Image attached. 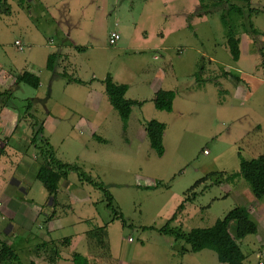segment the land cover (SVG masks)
<instances>
[{"label": "rangeland", "instance_id": "rangeland-1", "mask_svg": "<svg viewBox=\"0 0 264 264\" xmlns=\"http://www.w3.org/2000/svg\"><path fill=\"white\" fill-rule=\"evenodd\" d=\"M7 1L13 15H0V35L13 52L23 56L28 51L19 50L16 39L26 47L29 38L36 44L51 38L58 44L68 42L70 48L73 41L76 44L77 54L69 57L73 64L63 63L55 54L54 69H45L48 99L29 103L23 110L35 112L36 105L42 104L44 113L58 112L65 104L61 118L55 119L62 129L53 135L54 140L63 139V156L86 171L93 170L90 174L113 197V207H109L108 196L97 190L101 198L97 208L105 225L101 223L95 235H88L94 244L95 254L88 253L95 257L93 264H218L215 251H189L185 241L159 231L187 197L193 198L188 212L172 223L186 232L211 227L235 208L248 206L261 220L260 234L248 235L241 246L247 255L245 264H255L257 252H264V198H257L247 180L235 173L240 171V153L247 159L264 155L263 43L261 34L254 39L239 22L244 53L241 62L235 61L222 16L230 3L237 4L244 9L249 26L253 11L264 13V0H231L223 6H215L217 0L199 2L189 14V22L203 12L209 15V23L201 24L199 32L191 28L172 31L164 45L171 48V64L163 63L165 59L155 60L150 49L143 55L139 52L146 31L149 43L161 41L163 33L156 32L176 21L174 12L182 10L180 5H164L161 0H43L48 12L38 15L42 7H33L34 14L19 17L16 0ZM259 25L264 29V16ZM114 31L122 36L116 45L110 43ZM254 61L257 78L249 81L244 74L253 72L256 64L250 62ZM143 66L151 71H143ZM161 70L172 71L177 79L176 110L157 115V107L145 102L135 108L130 128L125 127L111 102L102 103L98 116L91 115L84 106L85 87L67 84L70 79L94 81L98 88L94 94L100 98L104 77L111 75L134 83L142 90L141 96L148 97V85L163 84L154 79ZM35 91L23 84V90L15 95L29 98ZM67 105L78 112H69ZM139 118L145 126L143 132ZM80 119L94 125L78 133L73 126ZM153 119L166 124L163 157L152 148L147 134V122ZM116 211L122 219H116ZM0 264L18 263L11 260Z\"/></svg>", "mask_w": 264, "mask_h": 264}, {"label": "crops", "instance_id": "crops-1", "mask_svg": "<svg viewBox=\"0 0 264 264\" xmlns=\"http://www.w3.org/2000/svg\"><path fill=\"white\" fill-rule=\"evenodd\" d=\"M201 1L202 0H161L164 5H180L182 6V10L180 8L175 10L174 14L176 15V21L174 20L173 23L169 25V28H162L159 31L156 30L157 35H159L158 32L163 33L159 43L154 45L149 43V35L147 34L149 32H145L144 38L142 39L144 46L140 49L139 54L146 53V51L150 49L154 52L153 57L155 60L160 61L161 59H165L163 63L169 62V64H171L173 57L171 53H168L171 48L164 45L167 41L166 38L174 34L172 31L180 30L181 28H191L199 32V26L201 24L209 23V15L203 12L195 18L193 17L189 22V14H193L197 4H199V2L201 3ZM16 2L19 17H28V12H30L31 15L34 14L35 9L39 6L42 7V10L40 9L41 11L38 15L48 12L43 0H16ZM33 7H35V9ZM0 15L11 17L13 12L9 8V10L2 12ZM190 16L192 17V15ZM262 16H264L263 11H253L252 20L261 34V41L264 47V29L259 25ZM241 40V49L242 53H244V41L242 37ZM248 40L251 42L249 38ZM17 41L20 40L16 39L15 41V45L19 50H28L23 56L18 55L15 51L13 52L11 46L3 42L2 36L0 35V93L10 89H13L15 94L22 91L23 84L19 82L18 75L24 71H29L41 78L40 87L35 89L36 93L30 95L29 98L37 97L42 99V101L43 99H48L49 90L46 82L43 80V76L47 75L45 69L49 70L48 65L51 56L58 54L60 56V61L63 58V63L70 64L72 63L69 59L70 54L74 56L77 54L76 52H78L77 49L74 48L76 44L73 41V48H70L68 42L58 44L53 38L43 41L41 44H36L32 38H29L27 42L28 46L26 47L23 45L22 41H20V45L17 44ZM147 41L149 46L148 43H146ZM40 52H42L41 59L39 58ZM250 53L251 46L248 54ZM207 55L206 53V57ZM241 61L242 58H240L238 62ZM250 64L254 65L256 62H250ZM257 68L256 64L253 72H246L244 74L245 79L253 81L257 78ZM142 70L151 71V69L146 66H143ZM105 78L106 77H104V79ZM114 79L117 82L129 85L127 92V97L129 99L144 103L148 102L154 105V99L159 90H174L177 86V79L172 74V71L168 72L161 70L154 79L162 81L163 84L155 83L153 86L148 85L146 89L150 92V96L144 97L140 94L142 90L136 88L134 83H130L127 80ZM71 83L76 82L69 81L67 83L68 86ZM95 84L96 82L94 81H86V83L80 85H83L87 92L84 106L88 108L91 115L98 116L102 111V103L107 102L108 104L111 101L106 93L105 83H102L100 87L102 91L99 92L100 98L96 96L98 93L96 95L94 94L98 90ZM132 93L134 94L133 96H131ZM16 97L19 99L16 105H19L17 107H19L20 111L3 104L1 101L2 98L0 97V202L3 203L0 216V240L6 241L9 245L14 247L25 262H35L36 264H75L73 261L74 253L80 252L88 257L89 252L95 254L92 251L94 244L92 239L89 240L88 235L92 230L100 227L101 223L105 225L97 208V203L101 199L98 195V189L82 181L79 175L73 172L67 178L61 180L58 200L53 201L50 191L38 178L42 161L38 155V149L32 142V112H24V110H22L24 109L22 108L24 100L28 97H20L19 93ZM177 99L178 94L175 99V105ZM138 106L139 105H135L133 107V113L127 124V128H130L132 117H134L135 114V108ZM41 107H43L42 104H37L36 111L33 112V114L44 120L46 136L49 137L50 141L55 145L58 157L64 162L75 164V162L63 156L62 152L65 148L63 139H60L62 140L60 142H56L53 138L54 134L61 132L62 127L59 126L60 121H56L55 119L61 118L60 110L66 109V105H62L58 112L47 110L46 113L43 112ZM67 109H69V112H78L72 105H67ZM175 110L176 106L174 108V111ZM63 112L65 113L66 110ZM154 112H157V115H164L167 113V111L159 110L158 108H156ZM163 121L164 120L161 122ZM138 123L140 126L142 125V132L145 131V126L140 118ZM92 125H94L92 121H82L80 119L74 123L73 129L81 133L80 131L82 129L87 130L88 128H92ZM96 134H98V132H94V135ZM87 171L90 173L93 170ZM190 203H192V201L188 202V204L186 203V207L183 213L179 215L177 221L182 219L184 213L186 214L188 212ZM247 207L248 206L245 208ZM248 211L251 219L257 223L258 234H260V218L253 216L249 209ZM94 222L100 224H93ZM65 238H71L70 243L67 245L63 244ZM56 245L59 247L58 251L61 257H56L57 259H54L55 257H53L52 249ZM80 248H83L84 252L80 251ZM89 258L91 261L95 259V257ZM255 258L257 261H259V259H264V252H257ZM257 261H255V264L258 263ZM217 262L218 264H223L219 259Z\"/></svg>", "mask_w": 264, "mask_h": 264}, {"label": "trees", "instance_id": "trees-1", "mask_svg": "<svg viewBox=\"0 0 264 264\" xmlns=\"http://www.w3.org/2000/svg\"><path fill=\"white\" fill-rule=\"evenodd\" d=\"M203 1L204 0H202V3ZM230 2L231 0H217L214 4L215 6H223L225 3ZM230 4V8L226 10V13L222 16V21L227 27V39L230 52L233 59L235 61H239L242 52L241 37L238 35V27L240 25L239 22H241L244 26V29L246 28V33L248 35L255 37L254 39L260 35V32L256 29L253 23L247 26L245 12L241 6L234 3ZM6 10H9L8 1L0 0V12H5ZM260 51L264 54V47H262ZM48 66L50 69H54V55L51 56ZM18 80L21 84H27L34 89H38L41 85L40 76L29 71H24L19 74ZM69 81L80 84L86 83V81L81 79H70ZM105 85L106 93L111 103L118 110L122 120L124 121L125 127L127 128V124L133 113V107L135 105H142L144 102L129 99L127 97L129 85L117 82L111 75H108L105 78ZM0 97L2 98L1 101L3 104L20 111L19 107H17L19 105H16L18 104L19 99H17L13 89L1 92ZM176 97V91L161 89L157 92L154 99L155 106L159 110L173 112ZM46 100L47 99H43L42 101V99L37 97L27 98L24 100L22 108L29 103H37L38 101L45 102ZM31 115L33 118L32 142L38 149V155L42 161L38 178L50 191L53 201L58 200L61 180L67 178L71 173L76 172L82 181L91 184L96 189L104 191L110 200L108 206L113 207V197L108 192L106 186L97 181L95 177L87 172L82 166L62 161L58 157L55 145L50 141L49 137L46 136L44 120L33 114V112ZM146 129L152 148L157 152L158 156L163 157L166 153L164 142L166 124L153 119L147 122ZM210 176L211 175L205 178L208 179ZM235 176L245 178L250 184L255 196L259 199L264 198V155L257 158L247 159L240 153V171L236 172ZM218 182H220V180ZM192 200L193 198L187 197V201L178 207L176 213L166 223V225L159 229V231L163 234L175 237L177 241H185L188 245H190L189 251L200 252L205 249H211L217 253L219 261L223 264H245L247 255L241 246V240L250 234L258 233V225L251 219L248 209L245 207H237L229 213L226 219H219L211 227L193 228L189 232H186L180 227L173 226L172 223L178 219L179 213L184 210L186 203ZM115 215L116 219H122V215H120L119 212L116 211ZM96 229L91 231L92 235H95ZM70 241L71 238H65L63 244L67 245ZM0 246V263L14 260L18 264H36L35 262H25L16 249L9 245L6 241L0 240ZM58 249L59 247L57 245L52 249L53 257H55L54 259L61 257ZM73 261L75 264H92L91 259L80 252L74 253Z\"/></svg>", "mask_w": 264, "mask_h": 264}, {"label": "built area", "instance_id": "built-area-1", "mask_svg": "<svg viewBox=\"0 0 264 264\" xmlns=\"http://www.w3.org/2000/svg\"><path fill=\"white\" fill-rule=\"evenodd\" d=\"M121 33L118 32V31H114L112 34H111V37H110V43L113 44V45H116L118 43V41L121 39ZM17 44H21L20 41H17ZM3 206V203L0 202V216H1V208ZM131 240H133V238H131ZM257 264H264V259H259L258 263Z\"/></svg>", "mask_w": 264, "mask_h": 264}]
</instances>
